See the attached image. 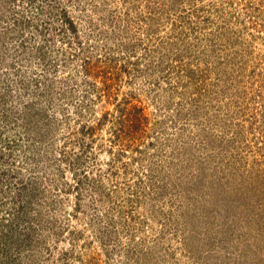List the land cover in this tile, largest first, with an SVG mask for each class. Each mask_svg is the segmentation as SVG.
I'll return each instance as SVG.
<instances>
[{"label":"rangeland","instance_id":"obj_1","mask_svg":"<svg viewBox=\"0 0 264 264\" xmlns=\"http://www.w3.org/2000/svg\"><path fill=\"white\" fill-rule=\"evenodd\" d=\"M0 264H264V0H0Z\"/></svg>","mask_w":264,"mask_h":264},{"label":"trees","instance_id":"obj_2","mask_svg":"<svg viewBox=\"0 0 264 264\" xmlns=\"http://www.w3.org/2000/svg\"><path fill=\"white\" fill-rule=\"evenodd\" d=\"M119 136V135H118Z\"/></svg>","mask_w":264,"mask_h":264}]
</instances>
